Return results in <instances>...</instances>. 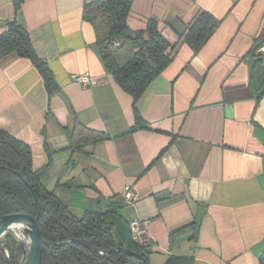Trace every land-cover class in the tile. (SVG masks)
<instances>
[{
    "label": "crops",
    "instance_id": "obj_1",
    "mask_svg": "<svg viewBox=\"0 0 264 264\" xmlns=\"http://www.w3.org/2000/svg\"><path fill=\"white\" fill-rule=\"evenodd\" d=\"M90 1L23 0L16 9L0 0V33L14 18L58 86L49 95L27 57L3 55L0 130L28 144L32 169L74 215L112 211L117 240L128 238L130 219L143 221L150 264H262L264 64L254 47L264 42V0H131L127 25L155 18L174 44L136 102L147 127L133 130L132 97L82 18ZM200 11L219 23L194 51L183 32ZM82 73L96 84L73 80ZM77 124L109 137L76 147ZM126 186L137 196L128 205Z\"/></svg>",
    "mask_w": 264,
    "mask_h": 264
},
{
    "label": "trees",
    "instance_id": "obj_2",
    "mask_svg": "<svg viewBox=\"0 0 264 264\" xmlns=\"http://www.w3.org/2000/svg\"><path fill=\"white\" fill-rule=\"evenodd\" d=\"M12 1L17 9L23 0ZM130 4L131 0H93L84 4L82 18L94 29L95 43L106 70L132 97L134 125L129 130H133L147 127L136 102L149 82L171 61L174 44L162 34L155 18H149L143 29H131L126 23ZM218 23L211 13L198 12L183 32V41L197 51ZM10 52L27 57L35 65L49 95L58 88L47 62L34 50L27 30L14 18L6 22L0 33V58ZM108 137L82 125L70 133L76 147ZM31 158L27 143L0 130V215L19 212L35 215L38 209L31 196L34 193L40 204L39 228L49 242L44 245L41 264H150L145 244L133 240L130 232L126 240L115 238L112 222L107 219L112 211L87 210L81 216L74 215L44 186L40 171L32 169ZM23 166L21 178L16 172ZM22 254L21 243L11 238L0 246V264H18ZM261 263L264 264V253ZM165 264H190V261L170 257Z\"/></svg>",
    "mask_w": 264,
    "mask_h": 264
},
{
    "label": "water",
    "instance_id": "obj_3",
    "mask_svg": "<svg viewBox=\"0 0 264 264\" xmlns=\"http://www.w3.org/2000/svg\"><path fill=\"white\" fill-rule=\"evenodd\" d=\"M24 166L20 171H17V175L22 178V171ZM31 196L34 203L38 209L35 215L27 213H10L0 215V236L3 235L8 227V225L15 220L22 221L26 224V229L29 236V246L28 250L25 251L23 243H21L24 248V254L18 264H41L42 252L44 245L49 244L41 234L38 220L40 215V204L35 197L34 193L31 192Z\"/></svg>",
    "mask_w": 264,
    "mask_h": 264
},
{
    "label": "built area",
    "instance_id": "obj_4",
    "mask_svg": "<svg viewBox=\"0 0 264 264\" xmlns=\"http://www.w3.org/2000/svg\"><path fill=\"white\" fill-rule=\"evenodd\" d=\"M254 55L260 62L264 64V43L260 44L255 50ZM73 80L82 86H91L96 84L97 80L87 73L78 74L73 76ZM121 200L124 204H132L136 200V192L129 186H126L121 192ZM144 222L139 219H130L128 221V228L133 240L138 241V234L141 231Z\"/></svg>",
    "mask_w": 264,
    "mask_h": 264
},
{
    "label": "rangeland",
    "instance_id": "obj_5",
    "mask_svg": "<svg viewBox=\"0 0 264 264\" xmlns=\"http://www.w3.org/2000/svg\"><path fill=\"white\" fill-rule=\"evenodd\" d=\"M11 238L14 239L15 241H17L18 243H23V245L25 247V251L28 250L29 236H28V232H27L26 228H21L18 230L16 228H13V227L7 228L5 233L0 236V246L4 245V242H7ZM4 252H5L6 256H9L7 249L4 248ZM22 256H23V254H22ZM22 256H21V258H22ZM21 258H20V260H21Z\"/></svg>",
    "mask_w": 264,
    "mask_h": 264
},
{
    "label": "bare ground",
    "instance_id": "obj_6",
    "mask_svg": "<svg viewBox=\"0 0 264 264\" xmlns=\"http://www.w3.org/2000/svg\"><path fill=\"white\" fill-rule=\"evenodd\" d=\"M10 227H13V228H16L17 230L18 229H21V228H26V224L22 221H19V220H15V221H12L7 228H10ZM28 238V237H27ZM26 242V241H25Z\"/></svg>",
    "mask_w": 264,
    "mask_h": 264
}]
</instances>
